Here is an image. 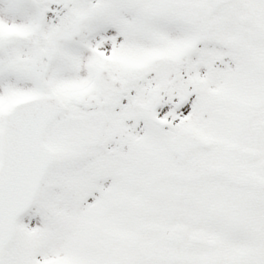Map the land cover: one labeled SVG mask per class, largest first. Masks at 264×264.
I'll return each mask as SVG.
<instances>
[{
    "label": "snow or ice",
    "instance_id": "6c2138e0",
    "mask_svg": "<svg viewBox=\"0 0 264 264\" xmlns=\"http://www.w3.org/2000/svg\"><path fill=\"white\" fill-rule=\"evenodd\" d=\"M0 264H264V0H0Z\"/></svg>",
    "mask_w": 264,
    "mask_h": 264
}]
</instances>
